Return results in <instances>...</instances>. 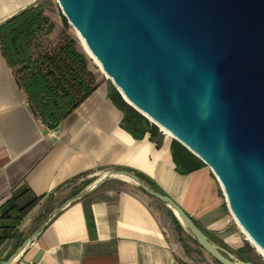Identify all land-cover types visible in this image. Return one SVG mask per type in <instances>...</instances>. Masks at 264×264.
I'll return each instance as SVG.
<instances>
[{"label":"crops","instance_id":"obj_1","mask_svg":"<svg viewBox=\"0 0 264 264\" xmlns=\"http://www.w3.org/2000/svg\"><path fill=\"white\" fill-rule=\"evenodd\" d=\"M43 1L0 0V23ZM107 89L97 81L49 128L30 110L0 52V264H190L186 249L197 247L162 201L118 177L90 190L118 169L142 175L202 229L242 247L240 238L221 235L230 212L211 170L178 173L172 139L164 135L157 145L149 133L135 138L121 126L124 114Z\"/></svg>","mask_w":264,"mask_h":264},{"label":"water","instance_id":"obj_2","mask_svg":"<svg viewBox=\"0 0 264 264\" xmlns=\"http://www.w3.org/2000/svg\"><path fill=\"white\" fill-rule=\"evenodd\" d=\"M56 1L125 102L209 167L235 222L264 250V0ZM116 175L162 201L220 264H255L130 171H107L90 190Z\"/></svg>","mask_w":264,"mask_h":264},{"label":"trees","instance_id":"obj_3","mask_svg":"<svg viewBox=\"0 0 264 264\" xmlns=\"http://www.w3.org/2000/svg\"><path fill=\"white\" fill-rule=\"evenodd\" d=\"M44 3L31 5L0 23V52L12 69L18 87L26 94L32 113L47 127L55 128L92 94L97 81L89 68V58L76 38L57 28ZM63 21L67 26L64 16ZM55 31L59 35L55 41H51ZM107 87L108 98L124 114L121 126L135 138L149 133L150 139L159 145L164 134L158 127L125 102L110 81ZM170 147L178 173L187 174L206 166L175 139H172ZM136 175L143 179L142 175ZM150 186L163 193L154 184L150 183ZM173 218L176 227L181 229L174 215ZM193 221L212 241L240 259L264 264L261 258L251 256L252 249L247 243L232 249L220 237ZM191 240L201 249L193 237Z\"/></svg>","mask_w":264,"mask_h":264},{"label":"rangeland","instance_id":"obj_4","mask_svg":"<svg viewBox=\"0 0 264 264\" xmlns=\"http://www.w3.org/2000/svg\"><path fill=\"white\" fill-rule=\"evenodd\" d=\"M44 1H45L44 7L46 8L48 15L56 23L57 28L60 27L61 31H64L66 34L75 37L76 40L78 41V44H79L81 50H83L85 52L77 34H76L74 27L71 24H69L67 20H66L67 26H65L64 21H63V14H62V11H61L57 1L56 0H44ZM57 31H55L54 34L51 36V39H52L51 41H53V40L55 41L56 38L58 37L59 34H57L58 33ZM85 54L88 56V54L86 52H85ZM88 58H89V68L94 73L96 80L104 82L105 84H107L109 82V80L107 79V76L102 72V69L98 66V64L94 61V59L90 58L89 56H88ZM151 123H153V122H151ZM158 129L166 137H168L169 139H173L172 137H169L167 134H165L164 131L160 127H158ZM212 175H213V173H212ZM99 177L100 176H98L97 178H99ZM94 181L95 180H93V182ZM155 207L160 209V207L158 205ZM229 219H230V221L225 226V229L223 231H221L222 232L221 235H223V236L225 235V237H229L231 234H233V236L235 238H237V237L240 238L241 240L244 241V245L246 243L248 245H250V247L252 249L251 256L259 257L262 259V261H264L263 254L249 240H247L246 236L241 232V230L239 229L238 225L236 224L234 218L230 214H229ZM184 240H186L188 242L187 238H184ZM229 243L232 245V247H235L237 245L236 242H234V240H231ZM191 245H193V244L191 243ZM186 252H187V255L192 260V262H190V264H218L215 262L214 258L211 257L210 254L207 251H205L203 248H201V249L197 248V252L195 250H193V248L186 249Z\"/></svg>","mask_w":264,"mask_h":264},{"label":"bare ground","instance_id":"obj_5","mask_svg":"<svg viewBox=\"0 0 264 264\" xmlns=\"http://www.w3.org/2000/svg\"><path fill=\"white\" fill-rule=\"evenodd\" d=\"M91 58L94 59V61L97 63L96 59L91 55ZM98 64V63H97ZM99 66V65H98ZM100 67V66H99ZM103 72V71H102ZM104 73V72H103ZM105 74V73H104ZM106 75V74H105ZM164 131L165 134H167L169 137H172V135L168 132V131H165L164 129H162ZM113 177H118L120 179H123L125 181H130V182H133L135 183L131 178L125 176V175H116V176H113ZM136 184V183H135ZM237 224V223H236ZM238 225V224H237ZM239 229L241 230V232L246 236L247 240H249L264 256V250L259 247L258 245H256L255 243H253L250 238L248 237V235L241 229V227L238 225Z\"/></svg>","mask_w":264,"mask_h":264}]
</instances>
